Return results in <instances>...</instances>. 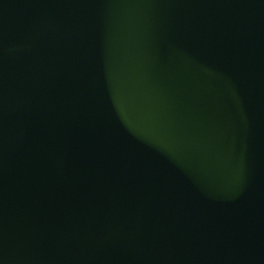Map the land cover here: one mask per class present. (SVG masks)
<instances>
[{
	"label": "water",
	"instance_id": "1",
	"mask_svg": "<svg viewBox=\"0 0 264 264\" xmlns=\"http://www.w3.org/2000/svg\"><path fill=\"white\" fill-rule=\"evenodd\" d=\"M0 264H264V0H0Z\"/></svg>",
	"mask_w": 264,
	"mask_h": 264
}]
</instances>
